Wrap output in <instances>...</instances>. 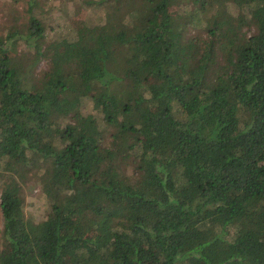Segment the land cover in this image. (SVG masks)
I'll use <instances>...</instances> for the list:
<instances>
[{
    "label": "trees",
    "instance_id": "obj_1",
    "mask_svg": "<svg viewBox=\"0 0 264 264\" xmlns=\"http://www.w3.org/2000/svg\"><path fill=\"white\" fill-rule=\"evenodd\" d=\"M175 1L99 0L103 23L50 42L30 2L0 34V264H264V0H181V16ZM19 43L48 63L36 82ZM30 170L39 223L16 179Z\"/></svg>",
    "mask_w": 264,
    "mask_h": 264
},
{
    "label": "rangeland",
    "instance_id": "obj_2",
    "mask_svg": "<svg viewBox=\"0 0 264 264\" xmlns=\"http://www.w3.org/2000/svg\"><path fill=\"white\" fill-rule=\"evenodd\" d=\"M93 2L87 5L86 2ZM99 0H0V34H7L12 25H23L27 23L29 13L28 4H32V15L39 20L45 30L47 42L59 39H73L77 35H82L87 28L103 23L106 10L104 6L95 5ZM181 0H176L172 5V11L177 16L187 14L185 11H192V6L182 7ZM184 10V11H183ZM226 11L232 15L230 29L232 31H247L243 27L241 19L246 15V11L234 5H228ZM204 13L198 14L199 20L193 19L191 25L186 27L184 40L194 45L188 47V57L191 58L206 45L207 34L204 26ZM34 52L22 43L17 45L16 58L21 65L28 68L30 79L36 82L41 78L43 72L48 68L46 60L42 59L33 67ZM78 111L83 114H92L97 125L103 131L104 138H109L106 123L100 113L92 108L89 99H83L78 107ZM122 173L127 177L132 176V167L121 165ZM12 174L4 172V162L0 161V191L4 182L8 181ZM16 177V176H15ZM21 184L22 196L24 199V215L30 222L39 223L43 221L50 211V206L39 191V176L34 170L23 173L16 178ZM2 217L0 213V250L2 248Z\"/></svg>",
    "mask_w": 264,
    "mask_h": 264
}]
</instances>
